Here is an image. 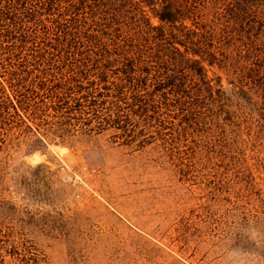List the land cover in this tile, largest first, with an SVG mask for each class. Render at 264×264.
I'll return each instance as SVG.
<instances>
[{
    "label": "rangeland",
    "instance_id": "374dc122",
    "mask_svg": "<svg viewBox=\"0 0 264 264\" xmlns=\"http://www.w3.org/2000/svg\"><path fill=\"white\" fill-rule=\"evenodd\" d=\"M215 105L173 153L0 128V264H264V112Z\"/></svg>",
    "mask_w": 264,
    "mask_h": 264
},
{
    "label": "trees",
    "instance_id": "16d2710c",
    "mask_svg": "<svg viewBox=\"0 0 264 264\" xmlns=\"http://www.w3.org/2000/svg\"><path fill=\"white\" fill-rule=\"evenodd\" d=\"M263 7L264 0H0V128L25 124L22 131L61 143L110 132L117 145L155 143L171 153L190 137L194 145L201 136L190 135L223 113L216 102L233 95L264 112ZM206 67L229 78L231 93L215 88L220 76L208 78Z\"/></svg>",
    "mask_w": 264,
    "mask_h": 264
},
{
    "label": "built area",
    "instance_id": "2783aa9c",
    "mask_svg": "<svg viewBox=\"0 0 264 264\" xmlns=\"http://www.w3.org/2000/svg\"><path fill=\"white\" fill-rule=\"evenodd\" d=\"M63 180H65V178H63Z\"/></svg>",
    "mask_w": 264,
    "mask_h": 264
}]
</instances>
